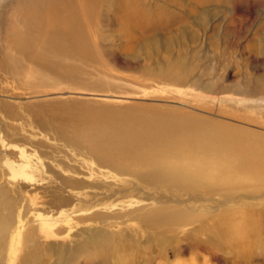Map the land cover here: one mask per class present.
I'll list each match as a JSON object with an SVG mask.
<instances>
[{
  "label": "rangeland",
  "instance_id": "obj_1",
  "mask_svg": "<svg viewBox=\"0 0 264 264\" xmlns=\"http://www.w3.org/2000/svg\"><path fill=\"white\" fill-rule=\"evenodd\" d=\"M66 2L61 31L31 32L25 0H0L4 26L34 33L53 67L0 34V264H264V163L247 147L221 146L229 160L211 170L142 176L76 145L69 123L195 117L263 153L264 0Z\"/></svg>",
  "mask_w": 264,
  "mask_h": 264
},
{
  "label": "bare ground",
  "instance_id": "obj_2",
  "mask_svg": "<svg viewBox=\"0 0 264 264\" xmlns=\"http://www.w3.org/2000/svg\"><path fill=\"white\" fill-rule=\"evenodd\" d=\"M71 5L72 4L66 2V0H25L24 7H22L23 12L21 13L25 18V23L28 24L29 31L31 32L43 29L45 23L51 21L55 25L53 27L54 30L61 31L60 24L63 20H65V15L69 13L68 9L74 8ZM2 9L0 8V34L6 39L4 42L5 46L14 50L16 53L22 54L24 56L23 58L26 60L37 63L42 69L48 70L50 68V62L45 61L44 56L42 57L43 53L38 55L34 46H32V39L30 40L27 36L29 34L34 35V33L27 32V35L19 34L16 27H14V21L12 20L9 21L10 23L8 27L4 26V16L7 15L2 13ZM61 26L63 25L61 24ZM69 30H71V28ZM73 30L75 31L78 29ZM69 33L71 34L72 32ZM39 36L40 35L38 34V37ZM56 39L58 38L56 37ZM56 39H47L46 43H52L54 47L59 48L58 46H61L62 44L60 45ZM72 40V44H79L77 43V40ZM79 48V51L82 50L81 46H79ZM42 50L43 49H41V52ZM60 55L61 54H59V56ZM8 60H11V58ZM2 65L4 67H11L15 66V63L12 61H4ZM194 118L195 117L176 115L163 116V114L133 112L129 114H105L97 121L86 120L80 125L75 123L76 120H72L69 123H72L71 125L73 126L71 127H73L75 138L77 139V143L79 142V144L76 145L83 144L87 146V148H90L88 150L92 149L94 152L99 151L102 154L106 153L107 155L109 154L110 156H114L120 162H123L127 165V167L135 170L142 176L147 175L154 177L160 174L176 175L175 173L180 175L186 172L185 168L190 170V172L193 170V173H199V167H201V165H198V163H204L202 166L209 170L220 167L223 162H226L225 159L229 160L230 157L228 155L229 149L225 151L221 149V146L223 145H232L237 147L243 146L244 148L247 147L246 149L247 151L249 150V156H246V159L248 160L246 163L257 161L264 163V152L262 153V150L258 147H255L252 144H246L245 139L234 136V134L230 133L227 129H220V127H217L214 124L211 126V124L209 125L205 122H198V120L196 121ZM80 120L82 119L80 118ZM206 174L207 173H204V175ZM214 175L213 178L216 180ZM245 175L246 174H244V176Z\"/></svg>",
  "mask_w": 264,
  "mask_h": 264
}]
</instances>
